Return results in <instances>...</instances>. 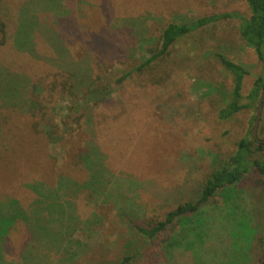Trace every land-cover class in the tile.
Returning <instances> with one entry per match:
<instances>
[{
    "label": "rangeland",
    "instance_id": "obj_1",
    "mask_svg": "<svg viewBox=\"0 0 264 264\" xmlns=\"http://www.w3.org/2000/svg\"><path fill=\"white\" fill-rule=\"evenodd\" d=\"M222 13L251 15L245 0H0V89L13 91L0 93V109L6 110L0 114V201L15 194L28 209L38 199L26 187L34 179L49 183L47 189H56L62 174L76 184L88 181L86 168L77 162L87 145L96 147L97 162L107 170L97 195L59 194L70 219L79 222L69 223L73 233L61 249L66 262L112 264L129 256H135L131 264L264 260V242L259 243L264 189L253 183L241 181L232 202L219 194L202 208L207 221L202 229L209 235L202 232V245L191 239L198 258L183 240L167 257L131 226L161 220L195 199L237 143L253 140L257 109L219 118L232 78L216 53L249 72L243 103L261 73L255 52L239 34L240 20L201 29L180 40L157 67L135 72L168 24ZM66 82L75 86L76 98L57 88ZM76 101L84 114L82 128L70 110ZM63 114L77 129L62 143H51L46 134L54 133ZM257 137L264 141V106ZM259 156L264 158V150ZM30 242L26 230L14 231L7 262L33 264L23 252ZM51 253L48 263L56 264Z\"/></svg>",
    "mask_w": 264,
    "mask_h": 264
},
{
    "label": "trees",
    "instance_id": "obj_2",
    "mask_svg": "<svg viewBox=\"0 0 264 264\" xmlns=\"http://www.w3.org/2000/svg\"><path fill=\"white\" fill-rule=\"evenodd\" d=\"M245 2L250 9L251 15L249 18L237 13H222L193 19L190 22L168 24L161 31L157 46L148 50L143 56L142 64L135 72L144 73L147 68L165 61L170 56L171 50L185 37L220 21L238 19L240 20L239 34L247 47L255 52L261 66V73L255 76L253 87L247 96L249 102L243 103V82L249 72L243 65L234 62L225 54L216 53L215 57L232 78L230 98L219 111V118L229 120L246 109L255 108L258 111V103L264 90V0H245ZM2 32L4 31L2 30ZM131 75H133V71L127 74L128 77ZM63 78L66 77L63 76ZM124 78L121 82L124 81ZM67 84H70V82H66L65 85L60 84L57 88L63 89V91L60 90L63 96L76 98L73 90L75 86L70 84L67 87ZM7 91L8 89L6 91L0 89L2 94ZM14 91L17 92L18 90L14 89ZM11 92L8 91L7 94H11ZM36 98L39 97L36 96ZM70 110L76 114L74 124L82 128L84 114L80 103H74ZM4 111L6 110L0 109V114ZM69 119L70 116L67 114L59 115L58 121L53 126L54 133L49 132V134H46L51 143L60 144L68 135L75 133L77 128L73 127L74 124L72 125ZM254 121H256V117H254ZM85 150L83 153L77 154V162H82L84 168H86L88 181L76 184L74 183L75 180L73 181L67 176L62 177L64 175L62 174L59 176L61 179H59L56 189H47L49 183L34 179L35 181H31L26 187L38 199L28 209L21 205V198L17 197L18 195L15 196V194L8 195L6 199L0 201V264H14L6 260V247H8L12 233L20 228L26 230V235L31 236L32 242H30L27 250L23 252L26 259L30 261L32 258L34 259L33 264H53L52 262L48 263L51 252L57 256L54 261L56 264H71L62 258L61 249L65 240L70 238L73 233L69 223L76 221L78 225L79 222L76 218L75 220L70 219L72 216L67 213L68 206L65 202L62 203L61 197L66 196L64 191L67 190L90 191V196L97 195L103 189V186H101L103 184L102 179H105L107 174L105 166L97 162L100 153L96 150V147L87 145ZM263 150L264 143L256 142L254 138L253 140L241 139L237 143L235 152L226 158L221 166L215 168L209 174L195 199L177 205L174 209L165 213L161 220L154 219L145 225L132 224V230L144 242L157 243L156 246L167 257H171L172 253L182 246L183 240L186 241L187 250L193 251L196 258H198L194 249L195 242L202 245V232L206 236L209 235L202 229L207 224L206 219L202 217V208L219 194H223L227 201L232 202L234 192L237 191L236 186L241 181H245L250 185L253 183L255 187L264 189V158L259 156V153ZM71 180L73 184H71ZM59 194H62L61 197ZM192 238L195 242L194 240L191 241ZM262 242H264L263 239L259 241V243ZM134 259L135 256H129L112 264H131ZM20 260L22 259L20 258ZM23 262L25 263V261ZM260 264H264V260Z\"/></svg>",
    "mask_w": 264,
    "mask_h": 264
},
{
    "label": "water",
    "instance_id": "obj_3",
    "mask_svg": "<svg viewBox=\"0 0 264 264\" xmlns=\"http://www.w3.org/2000/svg\"><path fill=\"white\" fill-rule=\"evenodd\" d=\"M260 97L261 98H260L259 104H258V113H257L255 125H254L253 130H252V136L256 141H258L260 143H264V141L259 140L257 137L258 129H259V126L261 123V118H262L263 106H264V90H263V93Z\"/></svg>",
    "mask_w": 264,
    "mask_h": 264
}]
</instances>
